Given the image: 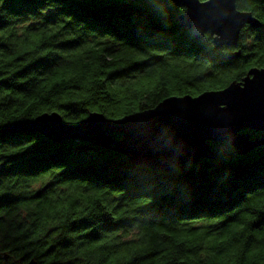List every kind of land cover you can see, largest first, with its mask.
I'll use <instances>...</instances> for the list:
<instances>
[{
	"label": "trees",
	"instance_id": "trees-1",
	"mask_svg": "<svg viewBox=\"0 0 264 264\" xmlns=\"http://www.w3.org/2000/svg\"><path fill=\"white\" fill-rule=\"evenodd\" d=\"M237 7L262 28L231 47L182 28L170 0H0V264H264V145L210 142L215 158L164 173L26 126L242 81L264 68V0Z\"/></svg>",
	"mask_w": 264,
	"mask_h": 264
},
{
	"label": "water",
	"instance_id": "water-1",
	"mask_svg": "<svg viewBox=\"0 0 264 264\" xmlns=\"http://www.w3.org/2000/svg\"><path fill=\"white\" fill-rule=\"evenodd\" d=\"M170 1L184 9L177 17L182 28L199 40L210 33L219 46L236 47L246 26L262 28L251 12L238 9L237 0ZM239 56L240 51L228 55ZM26 126L53 142L81 139L112 148L131 164L174 172L180 165L215 158L210 142H228L240 154L264 145V135L252 139L250 133L264 134V68L251 69L242 81L224 89L168 97L152 109L115 120L91 112L69 124L60 113L46 112ZM19 264L38 262L21 260Z\"/></svg>",
	"mask_w": 264,
	"mask_h": 264
},
{
	"label": "rangeland",
	"instance_id": "rangeland-1",
	"mask_svg": "<svg viewBox=\"0 0 264 264\" xmlns=\"http://www.w3.org/2000/svg\"><path fill=\"white\" fill-rule=\"evenodd\" d=\"M40 187H41V186H38L37 189L40 188Z\"/></svg>",
	"mask_w": 264,
	"mask_h": 264
},
{
	"label": "flooded vegetation",
	"instance_id": "flooded-vegetation-1",
	"mask_svg": "<svg viewBox=\"0 0 264 264\" xmlns=\"http://www.w3.org/2000/svg\"><path fill=\"white\" fill-rule=\"evenodd\" d=\"M226 46V45H225Z\"/></svg>",
	"mask_w": 264,
	"mask_h": 264
}]
</instances>
